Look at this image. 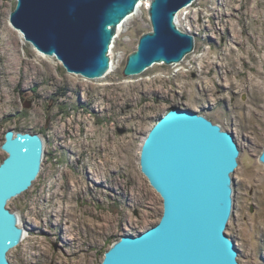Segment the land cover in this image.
Masks as SVG:
<instances>
[{"label":"rangeland","instance_id":"1","mask_svg":"<svg viewBox=\"0 0 264 264\" xmlns=\"http://www.w3.org/2000/svg\"><path fill=\"white\" fill-rule=\"evenodd\" d=\"M225 2L224 6L223 0H194L177 14V25L195 41L194 51L181 62L155 63L126 76L129 54L152 30L150 1L141 0V11L117 31L109 52L114 67L100 79H90L68 71L56 56H42L10 22L17 0H0V163L7 156L1 145L9 129L40 133L47 140L38 178L8 207L19 214L27 233L38 222L42 225L39 240L48 250L32 246L25 252L18 245L9 252L11 264H99L122 235L156 225L163 214V198L142 172L140 155L145 136L172 107L203 113L234 134L241 154L233 174L234 212L226 233L236 240L241 264L264 263V164L259 161L264 146V0ZM212 7L225 13L221 24L210 18ZM260 35L261 45L254 38ZM56 129H61L65 144L56 140ZM119 156L121 162L113 164ZM105 157L110 162L106 178L93 183L88 171ZM67 171L82 187L69 199L79 224L80 255L73 254L74 245L61 244L66 217L52 225L46 220L47 202L40 197L50 184L67 199L71 188ZM135 175L150 190L151 203L144 211L130 205L127 197ZM55 177L60 187L51 184ZM112 179L121 187L109 189ZM100 216L111 220V228L103 233L87 225L98 223ZM130 217L133 223L124 224ZM78 258L82 259L75 263Z\"/></svg>","mask_w":264,"mask_h":264},{"label":"water","instance_id":"2","mask_svg":"<svg viewBox=\"0 0 264 264\" xmlns=\"http://www.w3.org/2000/svg\"><path fill=\"white\" fill-rule=\"evenodd\" d=\"M152 30L129 54L124 75L155 63L181 62L194 51L177 13L194 0H149ZM141 0H17L10 22L70 72L94 79L111 69L109 52L123 21ZM0 264L25 238L17 212L8 207L38 178L46 156L40 133L9 129L1 145ZM241 151L235 136L195 110L170 108L145 136L142 172L163 198L160 221L114 241L99 264H241L236 240L226 233L234 212V178ZM264 164V146L259 155ZM264 264V263H259Z\"/></svg>","mask_w":264,"mask_h":264},{"label":"bare ground","instance_id":"3","mask_svg":"<svg viewBox=\"0 0 264 264\" xmlns=\"http://www.w3.org/2000/svg\"><path fill=\"white\" fill-rule=\"evenodd\" d=\"M223 1H224L223 5L225 6L226 2H225V0H223ZM192 4H191V6H192ZM142 6H143V4L141 3L139 5L138 9H137V12L132 14V15H130V16H128L123 21V23L119 26L117 31H119L120 28L123 25H125L128 21H130L139 11H141ZM188 7L189 6H186V7L182 8L181 10L178 11L177 14L178 15L181 14ZM208 11L210 12V18H214L216 20L215 22H217L218 24H221L220 23V21L222 20L221 18L223 17V15H225V13L221 12V10L219 8L215 9L214 7L210 8ZM228 21H229L228 19L225 20V24ZM225 24L223 26H225ZM232 32L234 33L233 37L235 39H238V36L236 34V30H235L234 27L232 28ZM254 38L257 40L258 44H260V45L262 44V42H263V36L262 35H260L259 37H254ZM40 54L42 56H44V57L50 58V56L46 55L44 52H41ZM113 67L114 66H112L111 68H113ZM94 79H100V78H94ZM164 96L167 97V95H164ZM66 126L67 125L63 124L62 129L68 130L66 128ZM55 132H56L55 133L56 134V136H55L56 140H59L58 142H61L62 144H65L64 143L65 142V136L61 134V132H62L61 129H56ZM67 137H68V135H67ZM70 137L72 138V132H70ZM44 140H45V146L47 147V140L45 138H44ZM107 140H108V138H107ZM73 155H74V153H73ZM73 155L71 156L72 159H73ZM119 162H121V156H119V158H116L113 161V164H118ZM109 163H110L109 160L107 159V157H105L104 161L101 162V165L94 164V169H89L90 173H92V174H89V171H88L89 179L93 183H97L98 181H102L103 178H106V174H105L106 173V167L109 165ZM66 175H69V178H70L69 182H70V187H71L70 188V192L68 193L69 197L67 199L65 198V195H62L61 193H59L57 186L53 187L50 184L47 185V188H48L47 194L44 195V196L41 195L40 197L43 199V201L47 202L44 205V207H48L49 208L47 210L48 211V213H47L48 216L46 217V220L50 221V223H52V225L61 224L62 223V219L66 217L64 220H65L67 226H65V225L63 226V223H62V231H61V235H60L61 244L64 245V246L66 244H70L71 246L74 245L73 246V254H76V255L79 254L80 255L81 254V250H80V239H81V237H80V232H79V224L74 218L75 217V211H74L73 206L70 204V200L69 199H70V197L73 198L72 195L74 193H78V192L82 191V187L79 186L78 182L75 180V177L73 175H70L69 171L66 172ZM53 183H54V185L57 184L59 187L62 185L61 182L58 181L57 177H55L54 179L51 180V184L52 185H53ZM121 185L122 184L120 183V181H118L117 179H112V183L111 184L109 183L107 186H108L109 189L116 190L119 187H121ZM44 189H45V185H42L40 190H39V192L42 193ZM150 195H151L150 194V190L147 187V185L145 184V182L141 178L136 177V175L134 177H132V187H130V189L128 190V196H127L129 201H130V205L134 206L135 208H137L140 211H144V209L146 207H148L149 204L151 203ZM63 198H65L66 200L64 201ZM41 209L42 208H40L39 211ZM42 210H44V209H42ZM39 211H38V214H39ZM32 212L34 214L37 213V211L34 212V210H32ZM124 222H125L124 224H128V225L132 224L133 223V218L132 217L126 218L124 220ZM42 224H43V221H42ZM87 225H88V228L90 230L96 231V232H99V233H103V232L108 231L111 228V220H109L106 216H100V221L98 223L97 222L96 223L89 222V223H87ZM33 227L31 229H33L34 231L31 234L30 233H26L25 238L18 245H22L23 251H25V252L28 251V248H30L32 246L38 247L42 251L48 250V248L43 246L41 238L39 240V233H41V232H39L38 229L41 228L42 225L38 222L37 226H36L37 228H35V226H33ZM17 246L14 247L13 249H11V251H15L17 249ZM66 251H68V249ZM81 259L82 258H78V260L75 263H79L81 261Z\"/></svg>","mask_w":264,"mask_h":264},{"label":"trees","instance_id":"4","mask_svg":"<svg viewBox=\"0 0 264 264\" xmlns=\"http://www.w3.org/2000/svg\"><path fill=\"white\" fill-rule=\"evenodd\" d=\"M16 130H23V129H19V128H17Z\"/></svg>","mask_w":264,"mask_h":264}]
</instances>
